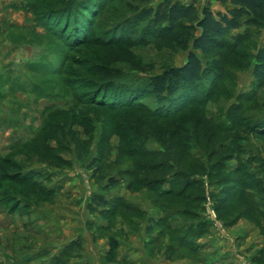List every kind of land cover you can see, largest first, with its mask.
<instances>
[{
    "label": "rangeland",
    "instance_id": "1",
    "mask_svg": "<svg viewBox=\"0 0 264 264\" xmlns=\"http://www.w3.org/2000/svg\"><path fill=\"white\" fill-rule=\"evenodd\" d=\"M81 1L85 2L0 0V264H130L120 260L121 255L147 258L152 247L144 246L143 256L134 244L142 247L144 240L155 239L154 234L157 261L165 252L163 258L174 263L189 257L214 264L207 244L200 247L210 233L199 237L194 212L183 216L189 209L201 213L202 220L213 219L222 239L231 236L229 228L244 222L252 229L251 242L264 241V208L260 205L258 212L253 208L258 199L229 198L226 226L212 196L222 186L216 182L227 179L233 185L244 171L260 181L254 192L264 188V136L257 134L264 130V86L254 75L257 51L264 48V29L247 32V42L238 50H219L208 58L196 52L205 66L222 69L218 82L205 84L210 101L189 108L178 119L158 122L145 112L157 107L151 98L139 101H145L144 111L117 113L98 101L114 100L115 93L139 88L170 68L182 67L200 31L189 25L171 35L169 29L162 31L166 24L145 17V9L157 8L165 0H153L150 6L135 0L115 4L101 0L99 7L89 6L93 13L82 12L90 17L85 27L81 20L86 17L81 19L77 10L72 19L55 13L62 6L75 10ZM175 1L218 12L204 0ZM235 115L237 119L232 118ZM170 129H176L174 135ZM144 141L148 151L166 153L170 161L178 162L176 171L186 172L192 180L203 175L202 211L198 203L192 206L183 199L160 202L182 207L167 211L153 204L157 197L142 183L146 173L137 169V159L127 157L128 149L144 148ZM183 142L186 148L179 146ZM164 161L156 158L149 163ZM200 165L211 171L213 180L200 173ZM238 170L243 173L234 174ZM174 172L150 173L146 178H168ZM179 176L175 182L183 185L175 186L178 192L189 183L184 174ZM110 178L124 183L104 194ZM96 195L108 199L118 195L128 203L148 204L156 212L131 204L135 212L120 211L106 220L88 209ZM185 221L191 226L183 228ZM173 232L184 233L183 240ZM186 241L198 244L197 254L183 248ZM235 253L244 264H264L262 258L256 262L245 258L237 248Z\"/></svg>",
    "mask_w": 264,
    "mask_h": 264
},
{
    "label": "trees",
    "instance_id": "2",
    "mask_svg": "<svg viewBox=\"0 0 264 264\" xmlns=\"http://www.w3.org/2000/svg\"><path fill=\"white\" fill-rule=\"evenodd\" d=\"M102 1H106L108 4H115L119 0ZM135 1L143 6H150L153 2V0ZM210 1H215L222 6L227 7V11L215 13L210 7L199 10L194 4L187 6L175 0H165L163 3L159 4L157 8L148 7L145 9V17H147V19L151 18L155 23L166 24L162 31L169 29L171 35L177 32V30L180 28L187 30L189 25H194L195 29L199 30L200 33L192 39L193 52L189 53L187 62L182 67L170 68L161 75L154 77L147 84H144L143 86L131 91L128 90L121 92L119 90L120 93H115L114 100H107L105 99L107 97H102V99L98 101H101L100 104L102 105L100 106L103 108H108L114 113L133 111L135 109L144 111L145 109L142 108V104H144L145 101L142 103H139V101L151 98L155 100L157 107L156 109L145 110V112L148 113V116L154 120H157L158 122H169L173 119L180 118L189 108L198 106L202 102H209L211 96L209 95V89L205 84L210 83L213 85L218 82L223 77L222 72H219L220 70L222 71V69H218V71H216L209 66H205L202 59L196 52H200L203 58H208L213 56L219 50H238L246 44L248 39L246 34L247 32L264 29V0ZM100 2L101 0H85V2H79L81 5H78V8L75 10L74 7H72L73 9H68L67 7L63 8L62 6L60 9L58 8L55 13L63 15L64 18L69 17L72 19L74 15L73 13H76L77 11L79 14H82L84 9H89L90 12L93 13V9H91L89 6L99 7ZM83 15H85L86 20L83 18ZM81 19H84L81 20L83 25L88 24L90 21V17L84 13L82 14ZM79 20L80 18L78 21ZM70 22L72 23V20H70ZM85 26L86 25H84V27ZM242 30L245 31L243 32ZM86 41L87 40L84 42ZM255 60L256 65L254 68V75L257 82L264 86V48L257 51ZM100 90L104 91L102 88H100ZM232 118L237 119V115L232 116ZM174 130L176 129L170 131L171 135H174ZM250 131H252V129ZM252 132L257 131L253 129ZM257 134L264 136V130H259ZM143 144L145 146L144 148L135 146L131 149H128L127 151V157L129 160L137 159V169L140 172L144 171L147 177V175H150V173L167 174L171 171H175L174 174L168 178H157L148 181V178L143 177L144 179L142 183L144 186L150 190V193L154 197H157L156 200L153 201V204L156 207L160 206L162 209H164V211H167L169 208H182L175 207L176 205L173 207L170 204L164 203L163 205L160 203L167 199L176 198L190 202L192 206H197L196 203H198V210L202 211L204 209L203 204L206 200L203 175H200L196 180H192L191 175L180 171L182 174H184L186 179L188 178L189 183L185 185L182 191H176L175 188L177 187V184L178 186L182 184L181 182H175L176 179L180 177V172L176 171V169L180 167L179 163L170 161L166 153H155L154 151H148L145 149L147 147L146 141H144ZM179 146L181 148H186L187 143L183 142ZM240 151L241 147L239 152ZM191 157L193 160H197V158H195L192 154ZM156 158H162L165 161L157 164L153 162L152 164L149 163V161H154ZM199 168L200 173L202 172V174L209 175L210 179L213 180L211 177L212 175L210 176V174H212L211 171H206L201 165ZM100 171V167L96 168L95 174L100 173ZM242 173L243 171L241 172L238 170L234 174L237 175ZM131 174L134 176L135 172H131ZM190 179L192 181H190ZM226 181L227 179H222L221 181L216 182L215 185L218 187L221 185L222 186L219 192L212 194L216 202L215 210L218 214V218H220V220L223 221L226 226L229 223H226L225 221L226 215L224 212L225 209L227 210V205L229 206L232 203H226L229 198L237 199L245 198L247 196V198L254 200L258 199L257 202L255 201V203H253V208L256 212H258L257 208L260 207V205L261 208H264V188L260 193L254 192L252 190V188L255 187L256 184L258 185L260 182L256 180L255 177L247 175L244 171L243 177H241V179H236L233 185ZM123 183V179L110 178L103 187L104 194H109L111 192L113 193V191L122 186ZM132 185L133 184H129V187L127 186L129 190H132ZM166 185H168V187L170 186V188H165ZM189 190L193 193L190 192L189 195H187ZM256 195L258 197H256ZM184 196L186 197L184 198ZM111 198L112 199H108L105 195H96L89 204L88 209L90 213L98 214L104 219L110 220L117 216L120 211H128L130 213L135 212L136 209L130 203L126 202L124 198ZM188 211L189 213H187ZM188 211L183 213V216H190L191 213L194 212L196 216H194L195 221H200L202 219L201 213H197L191 209ZM261 214L263 215L264 212ZM202 224L206 225V223L204 224L203 222ZM164 227L166 228V226ZM160 228L162 229L163 226ZM205 233V231L201 230L199 237ZM173 234L178 235L179 233L173 232ZM181 234L183 235L181 236L179 234L180 237H178V239L184 238V233ZM184 245L185 246L183 248L187 246V249H189L191 253L197 254L198 246L194 245L192 241L189 243L186 241ZM170 251L176 252L174 249H170Z\"/></svg>",
    "mask_w": 264,
    "mask_h": 264
},
{
    "label": "crops",
    "instance_id": "3",
    "mask_svg": "<svg viewBox=\"0 0 264 264\" xmlns=\"http://www.w3.org/2000/svg\"><path fill=\"white\" fill-rule=\"evenodd\" d=\"M204 1L206 3L210 2L212 4V8H216L218 12H222L221 11L222 9H218V7L219 8L224 7L221 4L215 1H210V0H204ZM113 197H121V196L115 195ZM130 204L136 206L138 209H141L144 211H150L151 213H153V211L156 210L154 207L149 206L148 204L140 203V202L138 203L132 202ZM209 219L210 218L207 217L203 220L201 219L200 221H196V223L193 226H195V228H199V230L205 231L206 233L208 232L210 233V235L207 234L208 236H210L209 239H207L205 243H200V247H202V245L207 244L208 251L209 250L211 251L210 257H211L212 263L214 264H244L243 260L237 258V255L235 253L236 248L239 250L240 253L245 254L244 255L245 258L246 257L251 258V260H253L252 262L259 261L261 258L264 259V256H262V252L264 250V241L258 240L256 243L255 242L253 243L250 241L251 239L250 237L252 236V229L249 227V225H244V222H240V224L237 227L229 228L227 231L229 234H231V236L233 235L232 237H233L234 242H232V240H230L231 236L229 238L227 237V239L226 238L222 239V235L221 236L218 235V228L215 226L217 224L213 221V219L211 220ZM205 220L210 223H206V225H202V222H205ZM190 226L191 225L187 221H185L184 225H182L183 228H188ZM162 229H165V227L163 226ZM152 237H154L155 239H153L150 242L148 240L143 241L142 243L143 248L140 247L139 245L134 244V246H136L134 247L135 248L134 250L140 252L142 255L143 253H146V249L144 248V246L152 247L148 251L149 256L146 253L147 258H143L142 256L139 257L137 254H132L130 256L121 255L120 260H123V262L124 260H126L127 262H130V264H140L138 263L139 260L141 261V263H145V264H208V262L210 261V259H206V260L201 259L199 261H196L195 258L188 257V259L186 260H182V261H178L174 263V261H171V260L166 261L165 258H163L164 257L163 254L165 252H163L162 256H160L161 258L160 261H157V259L153 258L154 257L153 250H154V247L156 246L155 243H158L157 241L158 238L156 237V234L152 235ZM236 242H237V245H235ZM144 243L147 245H145ZM253 244H256V246L252 247ZM196 246H198V244ZM161 260H165L166 262H162Z\"/></svg>",
    "mask_w": 264,
    "mask_h": 264
}]
</instances>
